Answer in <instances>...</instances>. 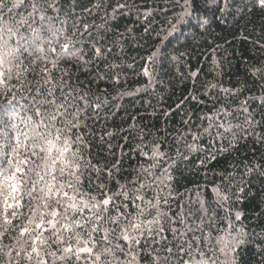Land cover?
I'll use <instances>...</instances> for the list:
<instances>
[{
	"label": "snow or ice",
	"instance_id": "6c2138e0",
	"mask_svg": "<svg viewBox=\"0 0 264 264\" xmlns=\"http://www.w3.org/2000/svg\"><path fill=\"white\" fill-rule=\"evenodd\" d=\"M163 4L180 10L139 57L146 83L132 91L120 89L137 67L123 56L133 29L121 32L119 20L134 9L150 25L152 9L135 0H0V264H264V59L246 60L232 88L209 83L211 114L198 125L191 117L169 125L185 99L206 103L195 80L175 110H160L163 127L136 114L117 123L122 98L148 92L182 62L186 53L169 45L184 27L195 40L229 18L264 51V0ZM248 143L260 148L240 155ZM233 153L220 183L181 182Z\"/></svg>",
	"mask_w": 264,
	"mask_h": 264
},
{
	"label": "trees",
	"instance_id": "16d2710c",
	"mask_svg": "<svg viewBox=\"0 0 264 264\" xmlns=\"http://www.w3.org/2000/svg\"><path fill=\"white\" fill-rule=\"evenodd\" d=\"M135 3L143 6V8L152 9L155 15L152 17L150 25L142 18H138L134 9L119 20V30L121 32L126 27L133 29V32L126 36L127 42L123 44V56L127 58V63H132L133 58L137 60L135 71H127L124 74L127 84H122L120 90L127 88L134 91L146 83V78L136 74L140 70L138 67L140 63L139 57L146 56L152 46L159 43L157 33L161 32L162 29H167L169 27L168 21L180 10L178 7L172 5L168 6L169 10L167 11L162 10L164 8L163 0H135ZM193 23L195 22L193 21ZM145 27H149L148 33L144 32ZM258 31L259 21L257 22ZM192 32V28L184 27L182 32L175 34L176 38L169 45L170 49L175 47L179 52L186 53L181 63L170 64L159 75L160 82L153 84L148 92L136 93L133 96L122 98L121 103L126 112H122L117 117L118 124L121 120L126 119L127 115L136 114L139 122L143 125L151 127L155 124L158 127H163L164 119L160 115V110H167L170 105L175 110L177 103L182 98H187L190 94H193L195 80V91L206 103L197 104L195 101L185 99L182 108L176 110L170 118L169 125L173 128H181V121L189 117L193 121V126L198 125L200 123L198 118L205 113L210 115L209 109L212 108V100L210 97L204 96V88L209 83L222 85L225 88H232L236 84V81L243 77L246 60H251L252 58L264 59V51L254 48L251 43L245 40L240 29L229 18L214 22L211 25V33L206 34L205 38L197 35L194 40ZM186 37L187 40L185 39ZM117 54L120 55L119 49H117ZM213 59L222 64L223 72L219 75L214 70ZM193 72L197 73L195 78L191 76ZM89 79L90 77L86 75H80V80L84 87H88ZM103 88L104 85L101 84V89ZM93 90H95V85H93ZM108 91L113 92L111 88ZM149 104L152 107H149ZM153 108L156 109L155 113L153 112ZM204 123L206 125L207 121ZM199 147L202 150L209 147L207 136L199 143ZM254 148H260V146H253L251 143H248L241 150L240 155H244L245 153L251 155ZM211 150L214 151L215 148ZM202 154L203 152H201ZM235 156L236 154L233 153V156L227 159L224 156L218 157L220 163L213 162L209 166L212 170L189 169L185 172L187 179H183L181 182L189 188H195L197 183L202 188L205 185L210 188V181L215 179L216 183H220V179L216 173L219 172L220 168L227 166ZM193 159H195V153L193 154ZM132 163L135 166V161ZM205 172L207 173L206 176ZM220 214L223 215V212ZM249 217H251V212H249ZM248 222V220L245 221V223Z\"/></svg>",
	"mask_w": 264,
	"mask_h": 264
}]
</instances>
